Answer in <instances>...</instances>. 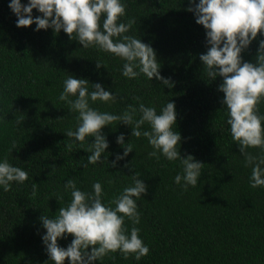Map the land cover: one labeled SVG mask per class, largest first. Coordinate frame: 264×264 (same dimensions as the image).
I'll use <instances>...</instances> for the list:
<instances>
[{
  "label": "trees",
  "instance_id": "trees-1",
  "mask_svg": "<svg viewBox=\"0 0 264 264\" xmlns=\"http://www.w3.org/2000/svg\"><path fill=\"white\" fill-rule=\"evenodd\" d=\"M10 2L0 0V161L7 158L29 178L12 182L8 192L0 187V264H53L42 241L46 229L40 217L54 218L70 202L67 180L74 179L88 192L99 181L107 203L132 184L134 172L147 185L146 194L137 200L141 219L136 227L149 254L137 261L117 251L93 264H264V187H250L252 166L245 167L226 123L224 93L218 90L223 78L211 80L199 59L208 47L206 30L195 22L193 12L186 11L188 0H121L127 7L120 22L136 18L126 34L155 50L160 75L171 78V88L142 73L135 79L124 77L125 61L95 46L83 48L75 34L70 40L62 29L56 33L51 28L35 31V24L16 27ZM32 16L42 14L33 9ZM262 39L258 33L242 51L243 62H256ZM97 60L107 69H97ZM69 74L88 80L89 91L91 84L99 83L116 95L115 102H90L101 112L120 115L142 102L159 113L173 102L181 158L191 155L204 164L197 185L183 191L174 183L175 176L183 174L180 161L149 157L153 148L147 139L131 136V126L118 122L101 130L108 143L101 156L104 162L83 167L90 155L87 143L94 137L86 138L83 147L75 142L72 152L66 148L72 140L64 133L75 131L79 123L78 113L59 100ZM259 114L264 116V100ZM143 130L150 126L146 123ZM121 134L133 151L111 167L124 152L116 142ZM248 151L264 155L259 148ZM125 226L129 231L133 226L127 218ZM72 239L70 234L58 238V245L66 248ZM64 264H69L67 259Z\"/></svg>",
  "mask_w": 264,
  "mask_h": 264
},
{
  "label": "clouds",
  "instance_id": "clouds-1",
  "mask_svg": "<svg viewBox=\"0 0 264 264\" xmlns=\"http://www.w3.org/2000/svg\"><path fill=\"white\" fill-rule=\"evenodd\" d=\"M188 3L190 6L186 11L193 12L195 22L206 30L207 51L199 57L206 74L211 80L217 76L223 78L218 90L224 93L222 103L228 110L226 123L230 126L232 140L244 157L245 167L252 166L250 187H264V155L254 156L248 151L259 148L264 152V116L259 114V105L264 100V39L259 41L255 63L243 62L241 57L242 51L258 33L264 36V0H199V3L188 0ZM8 6L17 17L18 28L35 24V31L51 28L58 33L62 29L70 40L75 34L83 48L95 46L125 61L122 68L124 77L135 79L142 73L149 80L155 77L169 88L173 86L170 77L160 75L161 65L155 50L137 36L126 34L136 23V18L129 19L127 23L120 22L127 7L121 0H28L27 4L11 0ZM33 9L42 16L33 18ZM101 66L106 68L102 61L97 60L96 68ZM63 84L59 100L67 103L72 112L78 113L76 119L79 121L75 131L68 129L64 133L72 140L66 145L67 150L72 152L75 142L83 147L87 143L86 138L94 137V142L87 143L86 151L90 155L83 167L104 162L101 156L108 143L101 130L118 122L131 126V136L147 139L153 148L149 157L159 160L162 155L170 162L180 161L183 174H177L174 183L183 191L197 185L204 164L191 155L181 158V136L174 131L176 112L173 102H167L159 113L155 107L140 102L138 107L129 105L122 114L116 115L101 112L90 105L96 101L115 102L116 95L101 84H91L89 91L88 80L74 78L70 74ZM133 99L140 101V97ZM21 122L18 120L17 124ZM146 123L150 130H143ZM116 142L124 147V152L116 156L109 165L111 167L133 151L132 144H124L123 134L117 137ZM139 177L140 173L134 172L132 184L107 203L103 202L104 192L99 181L93 183V190L88 192L80 190L74 179L67 180L64 187L71 190L70 202L60 207L54 218L40 217L46 229L42 241L49 260L53 264H64L66 259L69 264H93L117 251L125 259L134 255L137 261L147 256L150 249L140 238L141 229L136 227L141 219L137 200L147 191V185ZM28 178L27 171L13 166L7 158L0 161V187L5 192L11 190L12 182L23 183ZM32 188L34 197L35 183ZM125 218L133 225L130 231L125 226ZM69 234L73 237L71 243L66 248L60 247L58 238H66Z\"/></svg>",
  "mask_w": 264,
  "mask_h": 264
}]
</instances>
